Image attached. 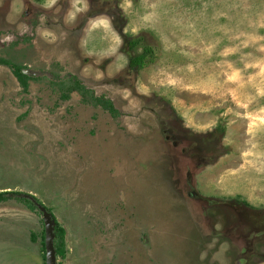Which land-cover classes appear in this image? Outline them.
<instances>
[{"label":"rangeland","instance_id":"1","mask_svg":"<svg viewBox=\"0 0 264 264\" xmlns=\"http://www.w3.org/2000/svg\"><path fill=\"white\" fill-rule=\"evenodd\" d=\"M0 58L46 75L0 65V193L51 211L58 264H264V0H0ZM44 232L0 204V264H46Z\"/></svg>","mask_w":264,"mask_h":264},{"label":"trees","instance_id":"2","mask_svg":"<svg viewBox=\"0 0 264 264\" xmlns=\"http://www.w3.org/2000/svg\"><path fill=\"white\" fill-rule=\"evenodd\" d=\"M141 40H135L130 43V49L133 50L136 48V46H139L141 44ZM155 60V54L153 52V49L149 46H146L143 50V53L140 54L137 57L130 58V69L131 70H138V69H144L148 65L152 64ZM0 65L9 67L15 77L17 78L20 85L24 88L25 91L29 88V83L31 80H40L42 78H46L45 74H40L39 76H35L34 74L31 76H28L24 73L25 70H27L24 67H21L20 65L16 64L15 62L11 60H7L4 58H0ZM52 79L50 78V81L54 83V86L58 87L60 89V99L63 102H66L71 99L72 93H78L82 97V102L87 105H91L94 107H100L103 111L107 112L111 115L113 119H118L121 117L118 110L115 109L113 103L104 98V97H96L91 90H88L79 80L78 78L74 77L71 78L69 76L66 77V82L61 81L59 77H56L55 74L52 75ZM59 79L60 81H56ZM10 202H18L26 205L29 209H31L33 212L38 213L40 216H42V212L40 210V207L45 208L39 200H37L33 196H28L21 193H14V192H3L0 193V204L10 203ZM51 215V211L48 208H45ZM54 221L56 222V229H55V240H54V246L56 250L57 257L64 258L65 257V230L57 223L56 218L54 215H52ZM45 234V232H44ZM45 241V236H44ZM45 246V242H44ZM46 252V249H45Z\"/></svg>","mask_w":264,"mask_h":264},{"label":"water","instance_id":"3","mask_svg":"<svg viewBox=\"0 0 264 264\" xmlns=\"http://www.w3.org/2000/svg\"><path fill=\"white\" fill-rule=\"evenodd\" d=\"M24 73L28 76L33 75L29 71H24ZM34 75L37 76L38 74L34 73ZM40 210L43 214L42 219L45 226L46 264H58L54 246L56 222L54 221L52 215L45 208L40 207Z\"/></svg>","mask_w":264,"mask_h":264}]
</instances>
